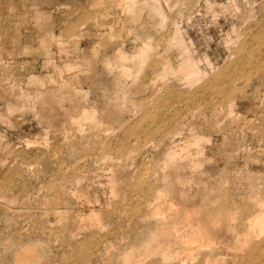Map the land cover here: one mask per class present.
<instances>
[{"label":"rangeland","instance_id":"obj_1","mask_svg":"<svg viewBox=\"0 0 264 264\" xmlns=\"http://www.w3.org/2000/svg\"><path fill=\"white\" fill-rule=\"evenodd\" d=\"M262 207L264 0H0V264H264Z\"/></svg>","mask_w":264,"mask_h":264},{"label":"bare ground","instance_id":"obj_2","mask_svg":"<svg viewBox=\"0 0 264 264\" xmlns=\"http://www.w3.org/2000/svg\"><path fill=\"white\" fill-rule=\"evenodd\" d=\"M179 26H180V24H179ZM181 27H182V26H181ZM181 27H180V28H181ZM194 66H195V65H194ZM194 66H193V67H194ZM190 69H191V70H189V71H192V68H190ZM189 71H188V72H189ZM196 71H197V70H196ZM194 72H195V71H194ZM23 98H25V97H23ZM189 132H190V131H189ZM198 140H199L200 142L203 141V140H200V138H199V139L197 138V139L194 140V143H195V144H199L200 142H199ZM187 145H188V144H187ZM188 146H189V145H188ZM186 148H187V146L184 147V149H186ZM177 149H178V148H177ZM171 150H172V151H171V154L169 155V157H170V156L172 157V155H173L174 152H175V148H173V149H171ZM168 154H169V153H168ZM180 157H181V156H180ZM178 158H179V156H178ZM262 208H263V209H262V210H263V214H262V215H259V214H260V213H259V214L256 216V217L258 218V220H260V219H263V220H264V207H262ZM262 210H261V211H262ZM261 211H260V212H261ZM261 213H262V212H261ZM183 221H184V220H183ZM256 221H257V220H256ZM261 221H262V220H261ZM190 226H191V225H190ZM192 233H193V232H191V235H192ZM199 233H200V232H199ZM186 235H187V234H186ZM189 237H191V236L189 235ZM189 237H188V238H189ZM193 239H194V238H193Z\"/></svg>","mask_w":264,"mask_h":264}]
</instances>
